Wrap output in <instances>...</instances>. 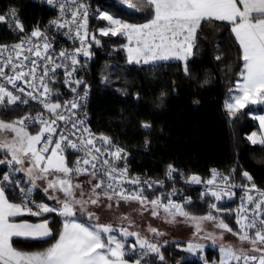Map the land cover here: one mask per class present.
Returning <instances> with one entry per match:
<instances>
[{"label": "snow or ice", "instance_id": "snow-or-ice-1", "mask_svg": "<svg viewBox=\"0 0 264 264\" xmlns=\"http://www.w3.org/2000/svg\"><path fill=\"white\" fill-rule=\"evenodd\" d=\"M46 2L49 5L57 6L62 18L68 11L66 3L57 5L56 0H46ZM71 3L74 7L70 11V20L58 19L50 22L54 27L74 30L75 36L79 40V48L72 52L62 50L58 54L61 60L69 61V64H58L51 56L47 55L51 44L47 42L45 34L37 28L31 31L27 40L13 45L12 52L15 53L18 60L21 56H23V60H29V57L24 55L25 45H28L27 52L47 61L43 66L42 74L39 77L36 76V60L30 61L32 67L27 73L22 70L18 71L17 69H22L24 65L22 61L20 64H13L12 53H9L5 64L0 66V76H4V67L11 64L14 75L6 77L8 83L15 86L16 81L23 80L25 84H29L34 92L39 93V97L32 91L28 92L27 95L33 99L43 98L41 99L43 106L54 116L51 120H47L43 116L36 118L35 122H39L41 125L40 131L36 135L26 131L25 121L29 117L12 122L0 121V130L11 131L14 134L10 142L0 141V149L6 150L11 156V159L0 160V163L23 165L25 158H29L32 165L26 169L29 175L32 174L34 168L39 169V172L45 176L53 173L60 174L49 180L44 191L55 189L62 191L65 195L64 200L58 201L60 207H49L44 203L35 204L34 201L27 198V192L22 189V202L14 203L6 195L5 188L0 186V264H129V260L125 258L127 255L126 245L117 236L112 235L114 231H119L124 237L135 236L139 247L145 250L144 255L154 253L163 261L164 256L160 247L147 238H141L139 233L129 232L125 228L114 229L111 224L98 223L99 217L95 213L87 211V206L97 205L101 196L108 200H115L117 205L121 200L139 202L145 211L152 208L151 215L153 216H159L160 209H163L166 219L170 223L175 222L177 215L185 217L195 222L198 232L201 230L202 221H214L216 227L236 235L242 244L247 242L251 246L250 250L247 251L242 247L237 249L232 245L221 246L219 264H264V207H262L264 206V191L259 190L255 183H251L250 186L230 185L231 177L224 176L215 169L212 170V178L207 181H202L197 175L188 177L190 183H206L211 186L205 195L210 194L217 201L225 197L230 199L234 195L231 192L232 187L244 189L246 195L242 198L241 206L236 211V223L239 226V232H233V229L223 219H219L211 212L202 217L192 216L184 210V205L175 203L171 199L167 203H163L160 197L149 201L143 195L142 187L134 191L125 189L123 187L124 182L140 185L141 180L139 177L128 179L127 167L118 169L111 165L109 159L103 158L104 156L111 157L112 160L124 158L122 155L124 149L113 146L110 137L104 135L96 137L90 129L83 127L78 129L81 132L79 145L69 140L63 133L59 134L58 140L53 141L52 137L57 133L58 121L70 119L60 110L68 108L69 105L72 109L78 108L80 105L76 101H69L65 105L49 102L52 89L48 87V81L54 80L57 68H63L65 76L68 78L66 83L74 82L76 85L83 83L81 80L72 81L71 79L77 66L80 65L78 56L90 57L91 42L100 44L95 33L88 31V7L78 3V0H71ZM145 4L154 9V16L148 23H127L108 11L98 10L95 17L106 22V27L98 29L102 36L120 35L126 36L130 43L135 41V47L129 46L127 49L129 62L150 63L172 58L186 61L192 54L195 36L202 22L212 20L229 22L232 25L231 31L242 49L243 69L240 76L243 79L242 82L236 84L238 92L230 96L229 100L225 102V108L231 116L235 117L237 113L249 105L264 104V0H240L239 5L237 0H135V2L132 0H115L116 7L132 10H136ZM9 15L13 18L17 29L23 32L24 26L15 19L16 13L11 12ZM5 21V16L0 15V22ZM33 38H43L44 42L35 44ZM7 50V46L0 45V56H3ZM49 72L53 73V76L49 77ZM185 72H187V67H185ZM28 76L32 78V81L38 80V86L26 79ZM72 90L75 91L74 88ZM19 91L24 92V89L20 88ZM86 95L87 92H85ZM20 100V96L14 95L0 85V104H4L6 101L15 104ZM22 102L27 103L26 100ZM259 121L261 127L264 128V116L259 117ZM78 123L84 124L83 121ZM72 127L76 128L77 125L74 123ZM142 127L150 128L151 125L145 122ZM72 135H76V133L74 132ZM248 139L254 145L264 146V133L260 136L253 134ZM97 140L102 141L109 148L101 152V148L96 146ZM62 143L72 149H77L79 146L84 151L85 158L78 159L74 167H69L65 156L62 154L64 151ZM53 144L54 147H51ZM37 145L40 147L38 148ZM49 151L50 155L46 156L45 154ZM98 161L107 166L101 167L99 171L102 176L107 177L108 182L105 183L104 179H100L92 185V195L88 199L83 198V191L80 193V199H77L75 190L82 188V186L73 184L72 175L88 174L95 178ZM175 172L177 170L172 165H168L166 174L168 178H172ZM242 175L249 182L253 180L248 172H243ZM217 177L221 181L219 184H217ZM3 178L4 180L9 179L7 175H3ZM145 183L148 188L153 187L152 183ZM154 183L162 184L163 182ZM214 188L218 190H214ZM97 189H103V191L97 192ZM175 191L173 189V193ZM253 191L257 193L256 196L251 194ZM51 198L58 199L55 196ZM29 203L34 204L35 210L28 206ZM248 205H253V207L249 209ZM76 206H79L81 213H86L89 220L96 221V223L86 225L72 219L77 215ZM108 207L110 208L112 205L109 204ZM210 207L217 212L220 211L216 204H212ZM57 212L65 217V220L55 243L44 250L32 252L23 251L13 246V237L46 240L53 234L47 219L40 223H28L15 222L12 218L22 216L25 213L41 217L45 213ZM149 231L154 235H163L156 228L149 227ZM250 232L252 235L249 234ZM222 237L223 233H221L220 238L222 239ZM209 238L215 239L211 235ZM136 247V244L130 246L132 250H135ZM199 247L201 246L198 244L190 243L187 245V250L194 251ZM252 252L259 253V255L250 254ZM134 264H141V259H134Z\"/></svg>", "mask_w": 264, "mask_h": 264}, {"label": "trees", "instance_id": "trees-1", "mask_svg": "<svg viewBox=\"0 0 264 264\" xmlns=\"http://www.w3.org/2000/svg\"><path fill=\"white\" fill-rule=\"evenodd\" d=\"M84 1L89 9V32L95 33L100 41L99 45L91 42L93 61L86 76L93 86L90 106L93 128L130 149L132 168L153 177L162 176L168 165L180 172L201 175L217 167L223 171L235 169L243 183L246 179L242 173L248 172L256 185L264 188V146L254 145L248 139L252 132L259 131L256 116L264 112V104L249 105L235 117L225 108V102L238 92L236 84L242 79L243 69L242 49L231 31L232 25L218 20L202 22L186 62L135 65L127 60L125 36L99 33L98 29L105 27L106 22L95 18L97 11H108L127 23L144 24L153 18L154 9L146 4L136 10L118 8L115 0ZM10 9L23 24V32L36 25L44 26L54 15L49 7L30 0H0V15ZM21 35L12 21L0 22V43L14 45ZM29 111L6 101L0 104V121L19 120ZM145 122L151 127H142ZM38 128L30 127L32 131ZM66 156L72 167L74 155L67 153ZM0 174L4 175L2 169ZM3 175H0V186L5 188L9 199L22 202L17 188L4 180ZM36 196L44 204L51 202L39 186H36ZM153 199L150 196L149 201ZM212 204H216L215 200L207 198L186 207L185 211L199 216L209 212L219 215L210 207ZM220 215L235 229L232 210L222 209ZM74 218L86 225L94 224L80 214ZM12 219L49 221L53 235L46 240L13 238L14 247L28 252L41 251L55 243L64 222L58 212ZM123 242L127 246L138 244L134 238ZM184 245L181 241L160 244L164 260L151 253L140 258L141 264H203L202 258L209 264H219V248H209L203 257L194 259ZM125 258L134 261L138 255Z\"/></svg>", "mask_w": 264, "mask_h": 264}, {"label": "built area", "instance_id": "built-area-1", "mask_svg": "<svg viewBox=\"0 0 264 264\" xmlns=\"http://www.w3.org/2000/svg\"><path fill=\"white\" fill-rule=\"evenodd\" d=\"M30 1H33V2L49 7L53 11L54 15L53 17L49 19V21L44 26L36 25L28 32H22L21 38L19 42L17 43L27 40V38L30 36L31 31L38 28L47 37V42L51 44V47L49 48L47 55L51 56L53 60H55V62L58 64L59 63L69 64L70 63L69 61L61 60L58 54L62 50L72 52L74 49L79 48L80 47L79 40L75 36L74 30L70 31L67 28H57V27L52 26L50 22L54 20H58V19H69V20L71 19L70 11L72 7H74V5L71 3V0H56L57 5H59L60 3L67 4L68 11L66 12L63 18L60 15L58 7L49 5L46 2V0H30ZM78 3L87 6V3L84 0H78ZM11 12L16 13L14 10L10 9L1 15H4L6 19L14 23L13 18L9 15V13ZM88 15H89V9H88ZM15 19L18 20L17 14H16ZM88 31H89V19H88ZM43 42H44L43 38H39V39L33 38V43L35 44H42ZM0 45L7 46V49H8L7 51L3 53V56H0V66L5 64L9 53H12V57H13L12 63L13 64H20L21 61L23 62V65H24L23 68L17 69L18 71L22 70L25 73H27L29 68L32 67L30 61L36 60V64H37L36 76L39 77L42 74L43 66L45 63H47V61H45L42 58H37L32 53L27 52L26 49L28 45H25L24 55H27L29 57V60H23V56H21L19 60L16 59L15 53L12 52L13 45L2 44V43H0ZM89 51L91 52V48L89 49ZM78 59L80 60V65L77 66L76 71L73 73V76L71 79L72 81L81 80L83 81V83L79 85H76L74 82H72L71 84L66 83L65 81L68 78L65 76V70L63 68H57L55 72L54 80L48 81V87L52 89V93L50 94V97H49V102H52V103L57 102L61 105H65L69 101H76L80 105L78 108H75V109H72L69 105L68 108H62L60 110L63 112V114L66 117H70V119H68L67 121H58L57 133L53 135L52 137L53 141L58 140L59 134L63 133L64 135L68 137L69 140L76 142L79 145V138L81 136V132L78 131V129H81L83 127L90 129L91 133H93L96 137H99L101 135L110 137L113 146H117V147L124 149V154H122L124 158L121 160H112V158L108 156H104L103 158L109 159L111 165L118 169H123L127 167L128 169L127 178L128 179L139 177L141 180L140 185H132L130 183L124 182L123 187L125 189H127L128 191H134L142 187L143 195L146 196L148 200L150 196H153L154 199H156L157 197H160L163 203H167L168 200L171 199L175 203L184 205V209L196 202L203 201L207 198L215 200V198L212 197L210 194L205 195V193H207L208 191V188L211 186L207 185L206 183L195 184V183L188 182V177L192 175H197L201 178L202 181H207L212 178V170L215 169L218 173L224 176L231 177L229 181L230 185L250 186L251 183H255L254 180H252L251 182L246 180V183H243L238 178L235 169H234L235 170L234 172L232 171L233 169H230L228 171H223L217 167L210 168V170L208 171L206 175H201L198 173H188L186 171L180 172L176 169L177 172L173 173L172 178H168V176L166 175L168 168L163 173V175L160 177H153L146 172L134 170L131 165L132 155H131L130 149H128L125 145L119 143L118 141L114 140L110 135L103 133V132H99L93 128L91 124V110H90L93 86L87 82V78H86L87 72L93 61L92 52H91L90 57H84L83 55H80L78 56ZM3 71L5 75L0 76V85L7 88L14 95L20 96L21 100L17 101L15 105H22L30 110L27 114H25L22 117V118L29 117V119L25 121V127H37V126L41 127L39 122H35L36 118L40 116H43L47 120H51L54 118V116L50 114L48 110L43 106V103L41 102V99L43 98L33 99L32 97H29L27 95V93L30 91L34 92V89L30 87L29 84H25L23 80L16 81L15 86L8 83V80L6 79V77L14 75L11 64H9L7 67H4ZM51 76H53V73L49 72V77ZM26 79H28L33 84H36L38 86V80L32 81V78L30 76L26 77ZM20 88H23L24 92L19 91ZM73 88L75 89V91L72 90ZM85 92H87L86 96H85ZM34 94L37 97H39L38 92H34ZM25 100L27 101V103L22 102ZM79 121H83L84 124L80 125L78 123ZM74 123L77 125L76 128L72 127ZM74 132L76 133V135H72V133ZM96 146L101 148V152H104L105 149L109 148L108 145L104 144L102 141H99V140H97ZM51 147H54V144ZM62 147L64 148V151L62 153L64 156H66L67 153H71L72 155H74V162H73L72 167L75 166V162L78 159L82 160L83 158H85L84 151L79 146L77 149H72L71 147H68L65 143H62ZM9 159L11 158L7 154L2 153L0 151V160H9ZM101 167H107V166L102 165L100 161H98L97 162L98 170H97V175H96L97 179L98 181L100 179H104L105 183H107L108 182L107 177L102 176L99 171ZM0 169L4 171V175H7L9 177L8 180L12 182L13 185L17 188L18 196L21 200H22L21 190L23 189L27 192L28 199H31L32 201H34L35 204H40L36 196V186L32 184V182L24 174H22L17 164L0 163ZM157 181H162L163 183L162 184L154 183ZM145 182L152 183L153 187L148 188ZM219 183H221V181L219 177H217V184ZM257 188L261 191H264L263 187L257 186ZM173 189L176 190L175 193H173ZM214 190H218V189L214 188ZM231 192L234 193V195H232L230 199L225 197L224 199L220 201L215 200V202H216L217 208L222 207L225 209L232 210L234 212L235 230L239 232V226L236 223V220H237L236 211L240 208L241 203H242V198L245 197L246 193L244 189L241 187H232ZM251 194L253 196L257 195L255 191H253ZM28 206L34 207V204L29 203ZM247 207L250 209L253 207V205H248ZM249 234L252 235L251 232ZM131 245H128V246L126 245L125 247L127 257L131 256V258L132 257L135 258V256L138 255V259H140L141 257L145 256L144 255L145 250H142L138 244H136L137 247L135 248V250H132L130 248ZM192 258L197 259L198 256L194 255L192 256ZM202 262L203 264H209L205 260L204 261L202 260Z\"/></svg>", "mask_w": 264, "mask_h": 264}, {"label": "rangeland", "instance_id": "rangeland-1", "mask_svg": "<svg viewBox=\"0 0 264 264\" xmlns=\"http://www.w3.org/2000/svg\"><path fill=\"white\" fill-rule=\"evenodd\" d=\"M129 44L131 43L126 37V43L124 44V47H126L125 50L128 49L127 45L129 46ZM181 61L186 62L185 60H181ZM151 76H153V73H151ZM40 128L41 127H39L36 131H32L29 127H26V131L32 135H36L40 131ZM13 135L14 134L11 131L0 130V141L10 142ZM37 147L39 148V145H37ZM3 151L7 153L6 150ZM7 154L11 158L10 154L9 153ZM45 155L46 156L50 155V153ZM17 165L20 168L21 172L32 182V184H34L35 186H39L43 191L45 188H47V184L49 180L56 178L57 175H60L53 173L45 176L43 173L39 172V169L36 168H34L32 174L29 175L28 172L26 171L27 168L32 166L29 158H25V163L23 165H19V164ZM67 165L70 167L69 164ZM42 176H44V178H41ZM71 179L73 184H80L82 186V188L75 190L77 199H80L81 191H83L84 193L83 198L88 199V197L92 195V191H91L92 185L98 182L97 176L93 178L91 175L88 174L85 175L73 174ZM102 191L103 189H97V192H102ZM45 193L48 195L49 199L51 200V202L47 204L49 207L58 208L60 207L58 201H62L65 199V195L62 191H58L55 189H48V191ZM53 196L57 197L58 199H52L51 197ZM39 202L42 203L41 201ZM109 204H111L112 207L109 208L108 207ZM76 207H77V214L87 217L86 213L80 212L79 206ZM33 210H35V207H33ZM87 211L93 212L97 217H99L98 223L105 225L111 224L114 229L125 228L129 232L139 233L141 238H147L150 242L156 243L159 247L160 244L163 243H168L173 241L184 242L185 243L184 249L192 256L195 255L198 257H203L204 252L207 249L217 247L220 250L221 246H226V245H232L237 249L242 247L246 251L250 250L251 247L250 244H248L247 242H244L242 244L236 235H233L232 233H229L226 230L216 227V222L214 221H202L201 230L198 232L195 222L188 220L185 217L177 215L175 222L170 223L168 222V219H166V214L164 213L163 209H160L159 216H153L151 215L152 208H148V210L145 211L143 210L140 203L136 201L125 202L121 200L117 205L115 200H108L106 197L101 196V199L97 205L87 206ZM220 213L221 210L218 213L219 215H216L215 213L212 214L218 217L219 219H222ZM46 214L48 213H45L44 215ZM190 214L192 216L202 217L193 213ZM124 217H127V219H124ZM63 219L65 220V217H63ZM94 223H96V221H94ZM149 227L158 229L160 232L163 233V235H154L149 231ZM233 232H237V231L233 229ZM221 233H223L222 239L220 238ZM112 235L117 236V238L121 239L122 242L129 240L131 238L136 239L135 236L124 237L123 234L120 233L119 231H114ZM210 235L215 237V239L209 238ZM190 243L194 245L198 244L201 247L197 248L194 251H188L187 245ZM250 254L259 255V253L256 252H252Z\"/></svg>", "mask_w": 264, "mask_h": 264}, {"label": "crops", "instance_id": "crops-1", "mask_svg": "<svg viewBox=\"0 0 264 264\" xmlns=\"http://www.w3.org/2000/svg\"><path fill=\"white\" fill-rule=\"evenodd\" d=\"M237 3H238V5L240 4V0H237ZM234 34V33H233ZM129 46H131V47H135V41H132L131 42V44H129ZM128 45H127V48L129 47ZM124 48H126V47H124ZM126 51V55H127V60L129 61V59H128V51L127 50H125ZM177 61L178 59H175V58H172V59H168V60H159V61H154V62H150V63H143V62H141V63H136V62H130V64H135V65H151V64H155V63H158V62H163V61ZM243 79V78H242ZM242 79H241V81L240 82H242ZM237 94V93H236ZM261 116H264V112H262V113H260V114H258L257 116H256V120H257V122H258V125H259V131H254V132H252L250 135H249V137L250 136H252L253 134H256L257 136H260L262 133H264V128H262L261 127V125H260V121H259V117H261ZM30 128V127H29ZM49 153H50V151H49ZM46 154H48V153H46ZM65 158H66V161H67V156H65ZM67 164H68V162H67ZM6 192V191H5ZM45 192V191H44ZM6 195H7V193H6ZM8 196V195H7ZM11 201V200H10ZM11 202H13V201H11ZM15 203V202H14ZM18 203H21V202H18ZM220 210H225V208H222V207H220L219 208ZM227 210V209H226ZM23 215H27V213H25V214H23ZM29 215V214H28ZM72 219H75V218H72ZM14 220V219H13ZM78 223H82L81 221H79V220H77V219H75ZM15 222H28V223H40V222H42L43 220H39V221H31V220H14ZM85 224V223H84ZM13 238H21V237H13ZM129 264H134V262L133 261H130L129 260Z\"/></svg>", "mask_w": 264, "mask_h": 264}, {"label": "water", "instance_id": "water-1", "mask_svg": "<svg viewBox=\"0 0 264 264\" xmlns=\"http://www.w3.org/2000/svg\"><path fill=\"white\" fill-rule=\"evenodd\" d=\"M53 103H57V102H53ZM185 210V209H184Z\"/></svg>", "mask_w": 264, "mask_h": 264}]
</instances>
